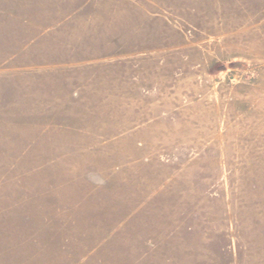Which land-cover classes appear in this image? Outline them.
I'll use <instances>...</instances> for the list:
<instances>
[{
	"label": "rangeland",
	"instance_id": "obj_1",
	"mask_svg": "<svg viewBox=\"0 0 264 264\" xmlns=\"http://www.w3.org/2000/svg\"><path fill=\"white\" fill-rule=\"evenodd\" d=\"M0 264H264V0H0Z\"/></svg>",
	"mask_w": 264,
	"mask_h": 264
}]
</instances>
